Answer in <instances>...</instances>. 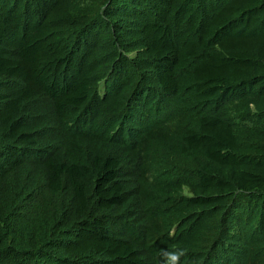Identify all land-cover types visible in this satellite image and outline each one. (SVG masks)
I'll return each mask as SVG.
<instances>
[{
	"label": "trees",
	"instance_id": "obj_1",
	"mask_svg": "<svg viewBox=\"0 0 264 264\" xmlns=\"http://www.w3.org/2000/svg\"><path fill=\"white\" fill-rule=\"evenodd\" d=\"M0 264H264V0H0Z\"/></svg>",
	"mask_w": 264,
	"mask_h": 264
}]
</instances>
